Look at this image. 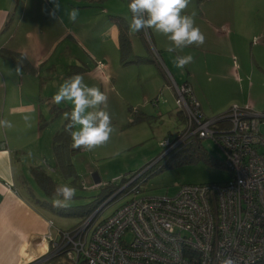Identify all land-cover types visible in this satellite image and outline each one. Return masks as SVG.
Wrapping results in <instances>:
<instances>
[{"label":"crops","instance_id":"1","mask_svg":"<svg viewBox=\"0 0 264 264\" xmlns=\"http://www.w3.org/2000/svg\"><path fill=\"white\" fill-rule=\"evenodd\" d=\"M96 1H99L102 8L99 9L100 16H97L98 19L100 17V21L95 19L92 22V29L97 31L101 30L99 27L102 28L98 38L109 41L117 51L119 59L113 57V51L107 53L101 48L97 53L95 46L92 47V51L84 48L83 52L92 60L93 65L99 58H103L107 64L104 73L99 74L96 69L92 72L95 75L94 80L104 76V81L109 83L110 89L119 90L127 105L132 102L138 103L146 96L151 97L155 92L154 89L148 92L143 86L138 88L125 75V69L144 63L142 60L135 61L142 56L136 51L139 50V46L134 47L136 39L146 41L143 31L136 33L137 38L130 39L131 34L127 24L132 61L122 64L117 19L107 16L109 9L106 11L104 7L107 6L108 0ZM260 1L191 0L182 14L191 15L195 12V23L206 39L202 46H190L179 53H168L166 47L169 42L166 37L148 29L149 34L152 33L154 51L158 53L164 69L170 73L176 83H187L191 86L202 112L205 95L194 89L190 81L197 77L198 72L186 66V75H182L173 64L174 56L187 54L205 56L203 62L205 71L200 72L205 75L203 80L209 84L204 87L224 89L233 77L234 81L238 82L240 71L248 72V76L264 75V20L248 19V3L251 4L249 8L259 7V11L264 13V4ZM53 7L50 0H0V120L10 121L12 125L7 128L0 126V264L34 262L39 264L40 261L48 260L49 237L57 238V231L61 230L54 226L48 211L39 207L34 199L32 200L34 197L37 201L40 199L39 193L33 190L31 180L27 176V172L32 175L31 168L35 166L27 160L30 130L33 124L45 122L46 114L52 117L59 116L52 97L64 80L74 74L84 76L91 73L76 65L71 71L72 65L64 62L66 59V61L78 60L79 57L73 51L69 54L71 57H66L64 52L66 45L61 50L57 49L58 45L63 39H69L70 43L79 47L81 36L75 30L68 28L59 34L61 26L65 27L64 20L59 14L53 18L54 23L56 21L55 27L52 26L48 30L45 15ZM61 9L63 7L60 5ZM63 11L64 9L60 12ZM84 40L91 43L92 38H84ZM150 54V59L145 63L159 67L165 79L163 95L166 101L168 98L165 94L174 92L172 89L167 90L165 70L162 71L154 60L153 51ZM223 58L232 59L229 61L231 67H223ZM18 65L21 67L19 74L15 71ZM172 71L176 75H173ZM50 92L51 94H48ZM230 104L242 106L228 101L220 103L210 112L213 114L222 112ZM248 104L253 107L251 101H248ZM245 106L257 112L249 105ZM69 110L71 111V108ZM138 112L144 114L143 111ZM52 229H55V234Z\"/></svg>","mask_w":264,"mask_h":264},{"label":"rangeland","instance_id":"2","mask_svg":"<svg viewBox=\"0 0 264 264\" xmlns=\"http://www.w3.org/2000/svg\"><path fill=\"white\" fill-rule=\"evenodd\" d=\"M58 2L64 11L60 12L63 10L61 9L57 14L62 16L65 23V27L61 26L59 29V34L67 28L75 30L81 36V42L78 47L70 43L69 39H63L57 49L61 50L66 45L64 51L66 57H71L69 55L71 51L77 54L78 60L70 59L66 61V59L64 62L72 65L71 71L76 67H82L86 72L89 71L90 75L88 73L84 75L85 83L89 86L99 87L108 96L106 110L111 116L113 132L106 144L98 146L92 151L80 149L79 152L70 156L73 173L68 175L56 164L52 149V138L66 122L64 114L70 111L71 105L67 103L57 105L56 111L59 116L52 117L46 114L45 122L33 124L30 130L31 137L28 143L27 160L31 165L38 166L46 171L54 183V189L48 193L35 182L33 175L27 172V176L31 180L33 190L39 193L38 198L40 200L37 201L35 197L32 200L34 199L39 207L48 211L54 226L61 230L74 226L79 221V217L76 215V209L72 207L90 203L98 197L102 189L118 186L122 183L121 177H125L124 184H126L131 176L143 172L139 179L142 180L139 189V195L142 196H173L183 184L221 183L229 180L231 174L221 163L223 154L211 139L200 141V147L202 148L200 152L194 149L195 147H191V150H194L191 155L187 151L179 153L178 156L172 154L162 156L164 151L163 141L167 138L173 139L178 132L184 130L185 120L175 103L174 93H166L165 96L167 95L168 100L165 101L164 99L163 91L165 89L163 88L166 84L162 73L158 69L159 67L145 63L150 59V52H154L152 33L149 34L150 39L143 35L146 41L136 39V43L134 42V47L139 46V50L136 51L141 54L144 63H139L142 65L135 64L131 68L125 69V75L138 88L143 86L148 89V92L151 89L152 91L154 89L155 92L151 97L146 96L138 103L132 102L127 105L123 101L119 90L110 89L109 83L104 81V76L99 77L100 79L96 77L97 79L94 80L95 75L92 72L95 69L99 74L105 71L104 68L107 64L103 61V58H99L96 64L93 65L92 60L83 52L84 48L92 51V47L95 46L94 49L97 53L102 48L107 53L113 51V57L119 59L117 51L109 44V41L98 38L102 28L99 27L101 30L97 31L92 29V22L95 19L98 22L100 21V17L98 19L97 16L100 14L99 9L102 8V5L96 0H58ZM129 2L130 0H108L107 6L104 7L106 11L109 9L107 16L117 20L122 19L125 23L127 22L126 25H129L131 19V13L127 8ZM199 2H203V0H199ZM260 2L264 4V0ZM92 3L96 4L92 5ZM249 5L251 4L248 3V19L254 21L264 20V13L259 11L260 8H249ZM74 7L79 9V16L76 22H70L66 13ZM48 13L47 11L45 15V24L50 30V27H55L56 21L54 23L53 17ZM121 16L124 18H121ZM129 33L131 34L129 35L130 39L137 38L136 33L130 31ZM84 38H92L91 43L86 42ZM129 57L131 58V55ZM204 59H206L205 56L195 54L193 64H189L187 67L198 72L197 77L190 81L194 89L205 95L202 108L207 117H214L228 110L233 104H230L222 112L216 114L210 112L220 103L228 101L242 106L249 105L257 112L264 110V75L248 76V72L242 73L240 71L238 72V82L234 81L233 77L224 89L204 87V85L209 84L203 80L205 75L201 73L205 71ZM230 60L229 58H223L224 68L230 66ZM185 68L183 70L177 69L179 73L186 75ZM172 73L175 74L173 71ZM166 88L171 90L169 85ZM48 94H51V92ZM248 101L252 102L253 107L248 104ZM138 111H143L145 115ZM261 130L264 131V124L261 125ZM184 149H187V147ZM187 155H190L188 159L178 161L179 158H185ZM167 157L170 159L168 160ZM82 182H84L85 187L81 186ZM65 183H69L77 189L76 196L67 202V206H54L53 200L58 198L55 197V188ZM130 197V194L117 197L100 211L97 219L109 216ZM52 232L55 234V229H52ZM49 246V259L40 261L39 264H70L64 254L55 253L51 249V244ZM35 263L37 262L32 264Z\"/></svg>","mask_w":264,"mask_h":264},{"label":"built area","instance_id":"3","mask_svg":"<svg viewBox=\"0 0 264 264\" xmlns=\"http://www.w3.org/2000/svg\"><path fill=\"white\" fill-rule=\"evenodd\" d=\"M143 35L150 39L148 30ZM153 58L164 71L156 51ZM164 75L185 129L163 141L162 156L211 139L231 178L183 184L173 196H142L143 172L135 174L122 187L129 199L105 218L97 219L98 207L58 230L57 238L49 237L51 249L70 264H220L225 257L264 264V110L233 104L207 117L189 84L176 83L167 70Z\"/></svg>","mask_w":264,"mask_h":264},{"label":"clouds","instance_id":"4","mask_svg":"<svg viewBox=\"0 0 264 264\" xmlns=\"http://www.w3.org/2000/svg\"><path fill=\"white\" fill-rule=\"evenodd\" d=\"M53 9L48 13L56 18L60 10L58 0H50ZM191 0H130L127 5L131 13L129 30L139 33L144 30H154L166 37L169 42L166 47L168 53H179L190 46L200 47L205 43V35L195 23V12L183 15L182 12ZM70 22H76L79 9L72 8L67 11ZM192 54L176 55L173 64L183 70L193 63ZM16 73L21 72L18 65ZM56 105L67 103L71 111L66 112L65 132L71 138L73 149L92 151L98 146L106 144L113 132L112 120L107 109L108 96L95 85L85 83L82 74H74L60 84L58 91L52 97ZM27 119V117H26ZM0 126L11 127V122L0 120ZM77 189L69 183L58 185L55 188L54 206H67V202L75 198ZM62 198V199H59ZM220 264H235L231 257H225Z\"/></svg>","mask_w":264,"mask_h":264},{"label":"trees","instance_id":"5","mask_svg":"<svg viewBox=\"0 0 264 264\" xmlns=\"http://www.w3.org/2000/svg\"><path fill=\"white\" fill-rule=\"evenodd\" d=\"M117 23H118V29H119L118 45H119V51H120V59H121L122 64H127V63L132 61L129 59L130 58L129 56L131 55L132 51H131L130 41L128 38V28H127L126 23L122 19H118ZM141 60H142L141 58H138L135 61L139 62ZM181 114H182V112H181ZM67 123H68V121L66 120V122L62 125V127L58 131H56V133L54 134V136L52 138V149L54 152L56 164L64 173L69 175V174L73 173V170H72L73 167H72V164L70 162L69 157L76 154L77 152H79L80 149H73L71 147L70 136L65 132V125ZM188 147H187V149L181 148L178 151H176V152L174 151V152H171L169 154H172L173 156H176V155L178 156L179 153L189 151V153L191 155L192 151H194V150H191V147L192 148L195 147L194 149H197L199 152L202 151V148L200 146H188ZM197 150H195V151H197ZM201 153H203V152H201ZM169 154H168V156H169ZM189 156L187 155L185 158H179L178 161L180 162V161H183L185 159H188ZM167 159L169 160L170 158L167 157ZM31 169H32V175H33L35 182L43 190H45L46 192L49 193L50 191H52L54 189L53 181L51 180L49 175L43 169L39 168L38 166H34ZM121 180H122V183L119 184L118 186H112L111 188L102 189V192L98 195V197L95 198L90 203H87V204H84L81 206H73L72 208L76 209L75 210L76 215H78V217H79V221L76 224L83 222L98 207H100L104 202H106L110 197L113 196L111 199H109L102 206L101 210L107 204H109L111 201L116 199L117 197L125 195L127 192V187L122 188L125 181H126L125 177H121Z\"/></svg>","mask_w":264,"mask_h":264},{"label":"water","instance_id":"6","mask_svg":"<svg viewBox=\"0 0 264 264\" xmlns=\"http://www.w3.org/2000/svg\"><path fill=\"white\" fill-rule=\"evenodd\" d=\"M112 197H113V196H112ZM112 197H111V198H112ZM111 198H109V199H111ZM107 201H108V200H107ZM107 201H106V202H107ZM106 202H104V203L99 207V209H100V208H101Z\"/></svg>","mask_w":264,"mask_h":264}]
</instances>
